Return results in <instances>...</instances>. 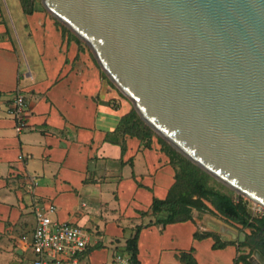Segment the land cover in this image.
<instances>
[{
  "label": "crops",
  "instance_id": "obj_1",
  "mask_svg": "<svg viewBox=\"0 0 264 264\" xmlns=\"http://www.w3.org/2000/svg\"><path fill=\"white\" fill-rule=\"evenodd\" d=\"M19 10L8 19L0 3V264H23L30 249L14 226L28 204L43 201L55 203L57 219L89 231L78 264H131L127 240L142 223L139 264H188L183 251L197 264H246L237 259L247 252L243 236L219 214L193 208L191 219L155 221L153 197L166 196L175 173L157 137L147 145L119 131L112 142L128 98L94 65L74 63V45L43 14ZM18 93L27 103L21 129L9 111ZM259 258L247 256L264 264Z\"/></svg>",
  "mask_w": 264,
  "mask_h": 264
},
{
  "label": "water",
  "instance_id": "obj_2",
  "mask_svg": "<svg viewBox=\"0 0 264 264\" xmlns=\"http://www.w3.org/2000/svg\"><path fill=\"white\" fill-rule=\"evenodd\" d=\"M42 1L147 125L264 207V0Z\"/></svg>",
  "mask_w": 264,
  "mask_h": 264
},
{
  "label": "trees",
  "instance_id": "obj_3",
  "mask_svg": "<svg viewBox=\"0 0 264 264\" xmlns=\"http://www.w3.org/2000/svg\"><path fill=\"white\" fill-rule=\"evenodd\" d=\"M24 6L26 0H20ZM63 28L66 29L65 26ZM76 39H78L75 36ZM136 136L150 145L155 131L147 125L136 109L132 107L125 113L113 132L112 142H117V132ZM160 143V149L169 157V161L174 168V182L169 187L164 198L154 196L151 204V212L156 215L155 221L169 223L191 219L192 209L209 211L219 214L225 219L248 228L254 233H260L261 245L264 246V212L254 214L246 199L241 194H235L234 190L228 188L218 181L207 171L185 157L182 153L170 145L163 137L156 135ZM146 212H142L145 214ZM146 224L136 226L134 235L127 240V250L131 264H139L137 257V238L140 229ZM203 235H209L205 233ZM201 235V236H203ZM195 236H199L196 232ZM214 246H222V242L217 235H214ZM258 243V242H257ZM264 254V249L261 251ZM179 258L188 264H197L190 252L183 251ZM238 260H243L246 264H251L247 260V255H239ZM236 259V260H237Z\"/></svg>",
  "mask_w": 264,
  "mask_h": 264
},
{
  "label": "built area",
  "instance_id": "obj_4",
  "mask_svg": "<svg viewBox=\"0 0 264 264\" xmlns=\"http://www.w3.org/2000/svg\"><path fill=\"white\" fill-rule=\"evenodd\" d=\"M17 128L26 126L27 103L23 94L18 93L11 104ZM55 203L36 202L34 204V225L27 248L32 257L30 264H78L79 253L89 241V231L71 220L54 217Z\"/></svg>",
  "mask_w": 264,
  "mask_h": 264
},
{
  "label": "rangeland",
  "instance_id": "obj_5",
  "mask_svg": "<svg viewBox=\"0 0 264 264\" xmlns=\"http://www.w3.org/2000/svg\"><path fill=\"white\" fill-rule=\"evenodd\" d=\"M0 3L2 4V7L4 9H6V11H7L6 15L8 16V19H11L10 18L11 16H12V19L13 18L15 19V16L17 15V13H20V10H19V3H21L20 0H0ZM21 5H22V3H21ZM22 8H23V11L26 13L39 12L40 14H43L45 16V22L46 23L48 22V24L51 27L48 29L55 31L59 36L62 37L63 40H65V41L67 40L68 42H70L71 44L74 45V47L77 51L76 56L74 58V63H76L78 65L90 63V64L94 65L95 67H97L100 70V72L104 75V77L108 78L111 81V79L108 77V75L102 69L101 65L98 63V61L94 55V52L92 51L90 46L82 38L78 37L61 20H59L50 10H48L46 8V6L44 5L42 0H26L24 6L22 5ZM63 26H65L66 29L63 28ZM45 28L47 29V27H45ZM11 29L13 30L12 24H11ZM75 36L78 39H75L74 38ZM19 48L21 49L20 45H19ZM114 86L116 88H118L115 84H114ZM127 98L129 100L131 106L134 107L133 100L129 97H127ZM156 135H159V134L156 133L155 135H153V137H155V139L157 137ZM24 185H26V183H24ZM234 192H235V194H239L236 191H234ZM246 199H248V201H249L248 204H249V206H250V208L254 214H259V213L264 212V207L262 205L255 203L254 201H252L249 198H246ZM43 202L46 203L48 201H43ZM33 209H34V206H33V202H32V203H30V205L28 204L24 208V210L22 211V215H23L22 221L23 222L22 223L20 222V224L14 226V231L22 237V239L24 240L25 243H27V241L31 235L33 225H34L33 216L31 215V213L33 212ZM221 218L224 219V221L226 223L236 225V227L238 228V233H239L238 236H240L241 233H244V231H246V236L244 234V235H242L243 236L242 240L238 239V246L241 247V249L247 251L246 255L248 257H250V258L254 257L258 254L257 250H259L261 252L264 249V246L261 245V243H260L261 242V240H260L261 234L260 233H254L248 228H243L241 225L235 224V223L225 219L223 216H221ZM81 226L84 227L85 225H82V223H81ZM6 229L3 231L4 233H6V232L12 233L13 232V230L11 228L7 229V230ZM261 254H263V253L261 252ZM31 257H32L31 251L24 250V254L22 255V263L28 264L29 258H31ZM257 257L259 258V256H257Z\"/></svg>",
  "mask_w": 264,
  "mask_h": 264
},
{
  "label": "bare ground",
  "instance_id": "obj_6",
  "mask_svg": "<svg viewBox=\"0 0 264 264\" xmlns=\"http://www.w3.org/2000/svg\"><path fill=\"white\" fill-rule=\"evenodd\" d=\"M255 255H256V254H255ZM256 258H257V256H254V257H253V260L255 261V260H256Z\"/></svg>",
  "mask_w": 264,
  "mask_h": 264
}]
</instances>
